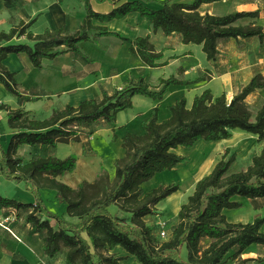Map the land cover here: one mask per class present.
I'll use <instances>...</instances> for the list:
<instances>
[{
    "label": "trees",
    "instance_id": "16d2710c",
    "mask_svg": "<svg viewBox=\"0 0 264 264\" xmlns=\"http://www.w3.org/2000/svg\"><path fill=\"white\" fill-rule=\"evenodd\" d=\"M12 8L16 0H2ZM86 15L81 27L68 33L65 26L46 28L34 33L35 20H21L9 30L0 32V84L12 95L23 100L19 89L18 72L11 70L5 61L10 54L26 53L32 65L43 69L44 59H54L66 52H74L83 59L88 56L80 43L102 36H115L130 43V51L147 65L158 67L164 57L151 42V35L132 39L105 25H96L121 19L132 12H139L153 24V32L179 33L185 44L202 45L208 60L219 54L218 44L228 38L264 39V26L256 22L239 25L245 18L257 19L260 10L235 11L224 15L203 13L200 8L222 0H193L192 2L160 1L161 8L152 9L140 0L114 3L106 13L96 11L93 0H82ZM103 3L110 0H95ZM150 2V0H144ZM26 36L27 42L17 41ZM65 48V49H59ZM160 89L154 88L141 77L129 76L127 84L110 93L102 91L101 98L82 100L77 105L66 104L56 108L44 119L31 116L30 110L13 108L0 101V110L8 114V126L13 134L5 146L0 139V173L10 181L22 182L35 197V203H23L0 194L1 208L30 211L26 220L36 232H45L43 250L48 257H55L65 248L67 264H120L126 257L111 253L122 247L136 258L139 264H247L257 259L243 258V252L257 244L264 247V217L257 216L250 222H230L225 210L239 209L245 197L252 200L264 198V148L254 156L246 168L232 172L238 153L227 148L210 173L199 179L194 191L178 211V222L167 239L159 240L145 217L159 215L157 205L181 190V183L161 184L145 192L142 184L157 173L174 170L190 157L178 153L180 147H193L198 141L218 142L232 137L233 129H242L264 139V104L254 112L246 99L256 90H264V76L259 73L238 94L228 99L227 94L214 96L210 89L196 95L191 107L182 96L169 107L170 118L159 122V107L145 123V134L128 132L122 139L125 154L115 160V177L102 167L94 181L83 180L72 187L57 179L76 169L78 156L66 158L54 155L26 159L19 152L22 146L32 148H57L58 144L82 142L83 127L105 120L113 130L117 127L120 111L133 106L137 94L161 100L172 85H189L175 75L160 79ZM28 97L27 101H37ZM113 139L117 136L114 134ZM57 191L56 203L67 204V214L76 221L53 213L46 207L40 189ZM116 205L127 217L110 211ZM158 226V225H156ZM159 227V226H158ZM210 238L211 243L202 249L201 242ZM184 249L187 250L186 257ZM232 254V255H231Z\"/></svg>",
    "mask_w": 264,
    "mask_h": 264
},
{
    "label": "crops",
    "instance_id": "0c3cea01",
    "mask_svg": "<svg viewBox=\"0 0 264 264\" xmlns=\"http://www.w3.org/2000/svg\"><path fill=\"white\" fill-rule=\"evenodd\" d=\"M125 1L132 0H110L103 3H98L93 0L92 5L96 11L106 13L114 7V3L120 4ZM140 1L144 2L152 9H159L161 8L159 2L163 0H150V2H145L144 0ZM173 1L192 2L193 0ZM211 4H214L217 11L213 14L218 15H224L235 11L260 10L259 18H245L238 21L237 24L248 25L256 22L257 24L264 26V0H222ZM211 4L202 5L200 10L204 6H209ZM228 5L230 6V10H226ZM0 7L4 9L6 8L2 0H0ZM7 9L9 11L5 10L9 16L13 13L11 16L12 26L17 25L21 22V20H25L26 22L35 20V23L31 27V30L34 33H42L46 28L55 29L61 26H65L68 33H73L70 30L76 29L77 31L81 27L83 19L86 15L85 5L82 0H16L15 6ZM219 9L223 11L221 12ZM94 24L105 25L110 30L117 31L132 39L150 34V40L154 44L156 50L163 51L164 53V57L158 61L163 65L151 67L140 57L130 51V43L124 42L115 36H102L93 41L80 43L83 51L88 54V59H84L85 61L75 59V63L82 64H78L74 69L58 66L52 70L53 75L60 77L63 81H66L65 85L61 87L56 86L54 89H47L40 82L37 84L39 86L38 90H32L36 88L32 87L23 91L20 88L19 82V89L24 95L23 100L20 101L18 97L10 94L5 87L0 84V101L9 102L8 104H10L13 108L21 107L25 110L31 111L34 108L33 106L36 101H27V98L30 97L32 91H37L35 96H43L44 99L47 100L44 101V104L48 109V113L51 114L53 110L57 108L53 105L57 92L60 96L68 93L73 100L67 102V104L77 105L85 99L101 98L103 90H107L112 93L118 88H123L127 84L128 78L131 75L136 78L143 76L152 87L158 89L162 87L160 86V79H167L171 75H175L181 80L193 83L189 85H172L167 94L161 100H154L140 94L135 95L133 97V106L129 109L121 111L118 114L116 128L118 142L115 141L113 143V128L105 120H100L89 126L83 127L85 133L83 134L82 142H72L70 143V146L74 145L80 149L82 143H84L85 147L89 151L88 153H93L96 149L99 151L98 147H100L102 143L110 142L111 147L113 145H120L123 137L128 132L139 135L145 134V123L151 118L155 107H159V122H163L171 116L169 107L182 96H186L188 107L192 106L196 95L202 94L207 89H210L214 96H221L226 93L228 99L231 100L233 96L238 94L247 84L250 83L255 75L261 73L264 76V39L261 40L259 37L224 39L218 44L220 52L217 57L212 60H208L206 53L203 51L202 45L195 43L185 44L182 41V35L179 33L167 35L162 30L154 33L152 22L149 19L142 17L139 12H132L121 19H114L106 23L94 20ZM37 26L40 28L36 29ZM20 40V42L28 41L26 36L21 37ZM59 49L61 50L65 48ZM68 53L70 52H66L62 55ZM18 56L21 55L10 54L8 59L5 61V64L11 70L16 69L15 71L18 72V75H20L23 70L27 72L31 71L30 64L28 63V61H30L29 59L24 60L21 58L24 62V64L21 65L12 64L10 62V58H16ZM46 60L47 59H44L43 61V68L47 63ZM79 65L83 68L82 74H80L81 69L78 70ZM2 92H7L5 93L6 95L9 94V97L6 100L3 99ZM246 101L249 106L252 109H256L257 112L264 104V90L259 89L252 92L247 97ZM65 105L66 104L58 108H62ZM4 124L6 127H9L6 121ZM12 134L13 132L10 134L7 142L1 140L5 146H7ZM242 139L246 140L245 144H248L245 146L241 144ZM202 141L203 140H200L199 142ZM196 146L197 145H195L193 150ZM211 146L215 147L216 151H221L222 154H224L227 148H230L232 151L237 152L238 156L242 153L241 148L245 147L247 158L245 162L246 166L244 167L246 168L252 163L253 157L261 153L264 148V139L259 141L258 135L256 134L242 129H233L232 137L218 142H212ZM23 148L32 147L22 146L19 150L21 155V150ZM38 148L51 149L48 147ZM51 150L53 151L49 155L55 156L57 148ZM176 151L180 154L192 152L191 149H186V147L183 146H180ZM124 154L125 150L123 148V150H118L115 155L104 159V163L106 164L112 179L114 178L116 172L115 160L123 157ZM79 162H81V160ZM187 163L189 162L179 164L176 169L172 170L173 172H176V174H174L176 180L174 181L182 180V177L179 175V168L186 166ZM99 168V165L95 163V159L87 158L84 160L83 166L80 169H76L77 171L74 172L75 175L73 173L72 175H61L58 176L57 179L72 187H77L83 180L90 182L94 181ZM207 174L202 175L199 179ZM69 176H73L74 178L71 179ZM13 182H15V184L22 183L16 181ZM144 190L145 192L149 191L146 189ZM40 192L44 202L47 203L48 207L52 211L63 215L69 220L76 221V219L69 217L67 214L66 203L61 204V206H57L56 190L41 188ZM180 192L181 190L171 195V197L180 194ZM0 194L5 197L9 196L8 198L16 199L23 203H35L34 195L28 190H23L20 194L10 193L8 191H4L3 186L0 184ZM171 197H169L168 200ZM236 199L242 201L243 204L256 203L258 207H264V198L252 200L245 197H238ZM168 200H166L165 203L169 202ZM180 202L182 205V201ZM165 203H159L157 205V209L166 207ZM176 207L177 204L173 205L170 203L169 209L172 210ZM179 208L180 207L176 208L177 214ZM110 211L112 214L118 215L122 218L129 216L127 213L121 211L116 205H112L110 207ZM28 212L30 211L16 209L18 220L12 224L11 229L8 230L0 227V264H67L65 256L67 251L66 248L55 257L46 256L43 250L46 233L36 232L34 227L27 222L26 215ZM151 216L154 215L146 216L145 220L148 221ZM255 217L257 216H254V218ZM210 243V238L202 239V249L206 248ZM254 246H256V244L247 248L245 252H249ZM111 253L126 257V259L121 261L120 264H139L136 261V258L130 255L122 247H116L111 251Z\"/></svg>",
    "mask_w": 264,
    "mask_h": 264
},
{
    "label": "rangeland",
    "instance_id": "374dc122",
    "mask_svg": "<svg viewBox=\"0 0 264 264\" xmlns=\"http://www.w3.org/2000/svg\"><path fill=\"white\" fill-rule=\"evenodd\" d=\"M188 2H190V1H188ZM5 9L7 11H9L7 8H5ZM5 9L0 7V32L2 30H9V28L12 27L11 16L13 15V13H11V16H9V14L6 12ZM226 10H230L229 5L226 7ZM201 11L203 13L206 11H210L212 13L217 12L214 4H211L209 6H204L201 9ZM219 11L222 12L223 10L219 9ZM241 23H243V22H241ZM39 28H40L39 26L36 27V29H39ZM70 31L74 32V31H76V29H72ZM18 40L21 41L20 39H18ZM25 42H27V41H25ZM80 48H81V46H80ZM82 51H83V49H82ZM84 53L88 56V54L86 52H84ZM15 55H21V56H18L16 58H14V57L10 58V62L12 64H18V65L20 64L21 65V64H24V62L21 60V58H23L24 60L29 59L28 55L26 53H20V54H15ZM75 59H79L80 61L81 60L85 61L84 59L79 57V55H77L74 52H70L68 54L61 55L55 59H47L46 60L47 63L43 69H38V68L34 67L32 65V63L30 61H28V63L30 64L31 71L27 72V71L23 70L20 73V75H18V80L20 82V88L23 91H26L32 87H36L35 89H32V90H38L39 86L37 84H39L40 82L47 89H49V88L54 89L56 86L61 87V86L65 85L66 81H63L60 77H58L56 75H53L52 70L58 66H62V67L68 68V69H70V68L74 69L75 66H77L78 64H82V63H78V64L75 63ZM79 69H81L80 74H82L83 68L81 67V65L78 66V70ZM12 70L15 71L16 69H12ZM54 76H56V77H54ZM36 92L37 91H32V94L30 95V97H32L33 99H40L41 101L40 100H37L38 102L36 101L35 105L33 106L34 107L33 110H31V116L35 117V118H39V119L47 118L52 114V113L51 114L48 113V109L46 108V106L44 104V101H47V100H45L43 96H35ZM5 93H7V92H2V97L4 100H6L9 97V94L6 95ZM56 94L57 95L55 96V100H54L53 105L56 106L57 108L63 106L64 104H67V102H70L71 100H73V98L68 93H65L62 96H60V94L58 92ZM5 102L9 103L7 101H5ZM253 111L256 112V109H253ZM117 117H118V115H117ZM3 121L4 122L6 121L8 123V114L5 111H0V138L2 141L7 142L8 138L10 137V134L13 132V130L10 127H6V125L4 124ZM116 123H117V120H116ZM113 131H114V134H116V136H117L116 140L113 139L114 134L112 136V141L114 143L115 141L118 140V135L116 133V129ZM245 141L246 140H244V139H242V141H241V144H243L244 146L248 144V143L245 144ZM210 144H212V142H207V141L203 140L202 142L198 141L195 144L197 146L194 150H193V148L195 147V145L193 147H190V148L186 147V149H191L192 152H186L185 154H182V155L189 156L190 161H188L189 163H187L186 166L179 168V170H180L179 175L182 177L181 181H174V180H176V178L174 177V174H176V172H173L171 170H167L166 172L157 173V175H155L152 179H150L149 181H146L142 184V187L146 190L157 187L161 184H169V183H173V182H179V183H181V186H182L181 192H180V194H181L180 197L177 198L173 203H171V202L165 203L166 200H168V198L171 196H169L167 199L161 201L160 204L165 203L166 207L158 208L159 209V211H158L159 215L157 217L151 216L147 221V223L150 226H152L153 231L159 240L162 241L163 239H167L169 236H167L166 238H163L162 236H160L161 235L160 234L161 229H160V227L156 226L157 225L156 223L158 222V220L160 218L162 220L166 219V221L168 223L167 232L170 235V231H171L172 227H175V224L178 220V218H177L178 214H177L176 208L179 207V206H177L175 209L170 210L169 209L170 203L174 205L177 202H179V204H180L181 203L180 201H182V204H183L187 200L188 196L193 192L197 180L199 179V177H201V176H197V177H194L190 180H185V178L183 177V171L182 170L183 169L188 170L189 166H190V162L196 161V159H198V156L200 154H203L204 151H206V153H204L202 155V158H201V165L203 168L213 169L215 164L221 159V156L223 155L222 152L216 151L215 147L211 146ZM70 145L71 144H63V143L58 144L55 156L60 157V158H66L67 156H69L71 154L77 155L78 156V162H77L76 169H80L83 166L84 160H86L87 158L95 159V163L98 164L100 167L98 172L101 170L102 167H105L107 169L106 164L104 163V159L106 157L109 158L112 155H115L116 152H118V150L119 151H120V149L123 150L122 143L118 146L113 145L112 147H111L110 142L102 143L101 146L98 147L99 151L96 149L95 152H93L94 150L92 151L93 153H88L89 151L85 147L84 143H82V146L80 149H78L77 146H74V145L70 146ZM241 150H242V153L237 157L236 162L233 164V166L231 168L232 172L240 171V170L245 168L244 166H246V163H245L246 158H247L246 157V151H245L246 149H245V147H243V148H241ZM52 151L53 150L46 149V148H35V149L23 148L21 150V153L26 159H29L31 157L47 156L50 153H52ZM80 160H81V162H79ZM76 169L73 172H67L64 175H72V173L75 175L74 172L77 171ZM210 169L207 172H205L204 174H207L208 172H210L211 171ZM69 177H71V179L74 178L73 176H69ZM0 184H1V186H3L4 191H8L10 193L20 194V192H22L23 190L24 191L27 190L25 188L24 183L15 184V182L7 180L1 173H0ZM7 197H9V196H7ZM179 199H181V200H179ZM45 205L48 208V210H50L53 213H56L48 207L47 203H45ZM57 206H61V205L57 204ZM180 206H181V204H180ZM224 212L226 213L228 220L230 222H239V221L240 222H250V221L254 220V216L264 217V207H261V206L258 207V205L256 203L244 204L243 207H241L239 209L225 210ZM263 231H264V228H263ZM183 255L186 257L187 250L184 249ZM242 257L243 258H252V259L264 257V247H262V245L259 246L256 244V246L251 248V250L249 252L244 251ZM228 264H233V261H229ZM247 264H264V262L250 261Z\"/></svg>",
    "mask_w": 264,
    "mask_h": 264
},
{
    "label": "built area",
    "instance_id": "2783aa9c",
    "mask_svg": "<svg viewBox=\"0 0 264 264\" xmlns=\"http://www.w3.org/2000/svg\"><path fill=\"white\" fill-rule=\"evenodd\" d=\"M18 220V216L16 214V209L15 208H1L0 207V227L2 228H6L8 230L11 229L12 224L15 223ZM160 229V236H162L163 238H166L167 236H170L167 232V226L168 223L165 220H162L161 218L158 220V222L156 223ZM171 233V231H170Z\"/></svg>",
    "mask_w": 264,
    "mask_h": 264
},
{
    "label": "bare ground",
    "instance_id": "6f19581e",
    "mask_svg": "<svg viewBox=\"0 0 264 264\" xmlns=\"http://www.w3.org/2000/svg\"><path fill=\"white\" fill-rule=\"evenodd\" d=\"M210 145H212V144H210ZM204 153H206V151H204L203 154ZM203 154H200L198 156V159H196V161L190 162V166H189L188 170H185V169L182 170L183 171V177L185 178V180H190V179H192L194 177L202 176L205 172H207L210 169V168H203L202 165H201V158H202ZM210 170H212V169H210ZM180 195L181 194H177V195L171 197L168 201L173 203L177 198L180 197ZM176 204H177V206L180 207L179 202H177Z\"/></svg>",
    "mask_w": 264,
    "mask_h": 264
}]
</instances>
